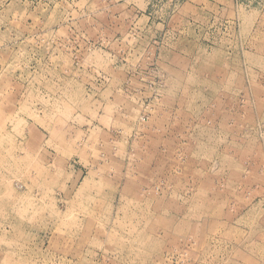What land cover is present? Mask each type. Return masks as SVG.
I'll return each instance as SVG.
<instances>
[{"label":"rangeland","instance_id":"374dc122","mask_svg":"<svg viewBox=\"0 0 264 264\" xmlns=\"http://www.w3.org/2000/svg\"><path fill=\"white\" fill-rule=\"evenodd\" d=\"M0 264H264V0H0Z\"/></svg>","mask_w":264,"mask_h":264}]
</instances>
